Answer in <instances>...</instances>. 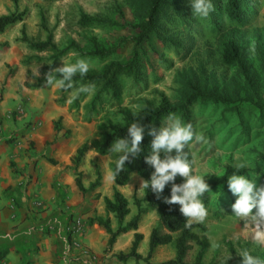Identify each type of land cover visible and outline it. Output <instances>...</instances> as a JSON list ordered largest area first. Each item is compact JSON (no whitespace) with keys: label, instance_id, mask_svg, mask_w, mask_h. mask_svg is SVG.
<instances>
[{"label":"rangeland","instance_id":"374dc122","mask_svg":"<svg viewBox=\"0 0 264 264\" xmlns=\"http://www.w3.org/2000/svg\"><path fill=\"white\" fill-rule=\"evenodd\" d=\"M172 1V5H168L159 20L157 30L163 36L171 35L178 42L177 46L164 44L154 35L147 41L136 44L133 38L137 31L131 26L137 23L138 13H134L131 0H17L15 5L11 0H0V15L13 11L25 14L23 22L0 35V44H7L6 49L0 48V54L9 53L15 57L24 52L32 54L17 41L20 37L19 30L23 26L29 40L43 41L46 33L39 27L42 18L58 49L63 48L68 40H73L82 48L85 45L84 38L93 36L103 45H115V51L108 59L125 60L134 51L142 65L140 79L136 81L123 76L119 100L103 97L90 120L86 119L85 105L91 94L79 103L76 110L70 112L68 108L71 97L78 87L74 85L73 90L66 92L53 85L41 88L32 97L33 101L39 100L38 107L31 108L28 103L21 102L18 109L8 111L9 121L24 119L29 122L42 117L41 110L54 113L53 108L66 107L71 113L70 126L73 130L56 134L52 129L51 135L55 141L60 140L61 144L67 141L72 131L80 133V139H90L96 126L105 125L107 121H118V109L135 111L142 100L156 104L164 96L170 104L177 106L193 95L190 102L193 127L209 140L208 145H193L189 148L194 173L204 175L205 181L210 185L214 178L223 174L225 167L234 168L235 163L243 162L247 165L245 169L249 170L248 177L254 180L258 178V185H264L261 180L264 174V0H244V20L240 24L229 20L219 10L223 0H211L214 11L206 18L192 13L191 0ZM80 14L96 17L105 23L100 27L81 29L77 25ZM229 39L239 46V66L221 63V45ZM38 56L47 58L48 55ZM77 59L89 61L90 70H98L107 62L104 59L78 57L69 53L57 60L54 68L62 66V60L74 63ZM30 66L35 74L36 67L33 64ZM6 69L13 73L15 65L12 63ZM199 94H212L225 101L200 99ZM61 118L62 122L59 121L58 125L62 129L61 124L67 119ZM15 140L13 133H10L8 144ZM31 146L29 144V148ZM107 162V157L101 156L96 162L98 170L107 166ZM98 174L102 178L100 171ZM90 179V169L86 168L83 181ZM140 186L141 179L131 173L127 186L121 187V194L127 199L132 216L136 213L133 198L140 201L141 210L145 209ZM211 191L205 205L208 216L204 223H200L205 228L207 240L203 264H221L229 255L232 258L227 264L239 263L242 258L237 253L245 249L253 256L264 259V247L252 241L251 228H245L233 215L231 205L237 197L220 188ZM87 213H73L71 224L77 220L78 227L86 225L87 218L96 213L95 204H92V213ZM140 217L141 230L152 228L157 220L155 211L148 210ZM214 244L219 247H213ZM146 251L147 242H144L140 244L139 252L145 256ZM171 252L170 245L158 247L150 262L167 260L171 257ZM194 252L195 248L190 256Z\"/></svg>","mask_w":264,"mask_h":264},{"label":"trees","instance_id":"16d2710c","mask_svg":"<svg viewBox=\"0 0 264 264\" xmlns=\"http://www.w3.org/2000/svg\"><path fill=\"white\" fill-rule=\"evenodd\" d=\"M17 0H11L15 5ZM172 0H131L130 5L137 14V23L131 26L132 29L137 31L136 36L133 38L136 44H140L143 40H148L151 35H154L159 41L164 44L177 46L178 42L171 36H163L158 33L157 27L159 20L163 17L164 11L168 5H172ZM223 11L225 17L229 20L240 24L244 20V0H223V4L219 10ZM176 11V9H174ZM25 18L24 12L13 11L7 15H0V35L7 29L16 24L23 22ZM105 22L96 17H90L85 14H80L77 20V25L81 29L100 27ZM40 29L45 31L46 35L43 41L29 40L24 32L23 26L20 28V37L18 42L25 45V47L32 53L24 56L20 64L27 66L33 64L36 67L35 74L30 71L26 72L28 82L23 83V87L29 90H37L43 87H50L45 85V76L50 68H54L57 60L65 57L69 53H74L78 57L98 58L107 60V62L98 70H90L87 75L81 78L77 75L74 78V85L78 88L82 85L94 84V92L91 93L89 102L85 105L86 119L90 120L91 116L95 113L96 108L100 106L103 97H108L118 101L121 94V78L123 76L130 77L136 81L140 79L142 72V65L139 62L137 54L133 51L131 55L121 61L115 59H108L109 56L115 51V45H103L98 42L95 37L88 36L84 38V47H78L73 40H68L65 46L58 49L53 43L50 31H47L43 19L40 18ZM1 49H6L7 44L4 42L0 44ZM39 54H47V58H41ZM221 63L226 66L240 65V49L234 40H227L221 45L220 53ZM7 67V66H6ZM39 72H38V71ZM12 71L8 70L5 80L11 78ZM89 94H80L78 98L72 99L69 105V110L74 111L78 108L79 103L83 101ZM191 97H187L181 104L174 106L169 101L161 96L159 101L154 104L148 100H142L139 103L137 110L132 111L129 109H118L117 115L119 117L117 122L107 121L105 125H98L90 139L84 141L76 150L73 157L70 159V171L73 174L74 186L81 195L90 192L99 186V174L95 172V179L89 183L87 188H84L80 181V173L77 168L83 160L87 152L91 151L99 156H106L108 159L107 168L109 171L110 179L112 173L116 168V160L118 154L109 152V148L114 140L118 138H129L127 127L133 122L141 120L142 125L145 127L144 138L141 144L142 152L138 158L132 160L130 163L125 162V170L122 171L115 180L111 179L115 186L123 187L129 181V176L134 173L141 180H150L151 173L154 169L145 163V157L150 154V143L152 137L148 135V125H154L157 129L161 127L162 120L171 112L179 116L184 123H192L190 116V102ZM200 99L211 98L212 101H225L212 94H199ZM58 118L52 124V129L56 133L60 130ZM190 160L193 165L192 157L189 148ZM51 165L55 161L47 159ZM235 169L232 167H225L223 174L220 177L214 178L210 182V189L220 188L225 193L229 194L227 179ZM241 174L248 176L249 170H241ZM264 184V174L261 177ZM175 183H183L182 178H176ZM143 199L145 202V209L141 210L140 201L133 198L132 204L136 209V213L124 223V218L128 215V201L118 191H112L110 198L103 197V211L105 217H99L91 214L87 218L86 225L91 227L96 225L106 235L107 240L103 253L106 254L110 251L112 244L116 238L128 231H134L133 240L126 253L119 252L114 256L117 262L124 264L128 260H132L134 264L142 262L143 264H203L202 259L206 253L207 240L204 235L205 228L200 224H193L191 228L185 227V217L179 211V205H168L163 202V197H170L171 184L167 185L162 193L161 199H157L155 194L149 189L142 188ZM209 192L205 193L202 197L204 205L207 204ZM98 196H95L97 199ZM155 211L157 220L155 225L150 229L147 240V252L144 257H141L137 252V246L142 239L141 234L136 233L137 223L140 216L146 211ZM111 215L114 219L115 228L111 229L110 221L107 215ZM170 245L173 249V257L165 261L152 263L150 262L151 256L157 247ZM195 248L193 256L191 252ZM6 250L0 251V260L4 257ZM214 264H220L216 262ZM233 264H240L233 263Z\"/></svg>","mask_w":264,"mask_h":264},{"label":"crops","instance_id":"0c3cea01","mask_svg":"<svg viewBox=\"0 0 264 264\" xmlns=\"http://www.w3.org/2000/svg\"><path fill=\"white\" fill-rule=\"evenodd\" d=\"M26 55L25 52L18 57L0 54V251L6 250L0 264H122L114 256L128 251L134 231L119 235L110 251L104 254L107 235L101 229L95 225L74 227L71 224L73 213L90 211L87 213L90 215L92 204L96 207L95 215L105 217L102 198H110L113 189L120 193L122 189L112 183L107 166L98 170L96 162L101 156L91 151L86 153L77 172L82 186L87 188L95 179V172L100 171L99 186L84 195L74 186L73 174L67 167L71 166L70 159L75 150L87 139H80V133L75 131L70 132L67 141L61 144L60 140L51 137L52 124L58 118L61 123V117L67 120L61 124L64 130L59 127L56 134L73 130L70 126L72 111L58 106L52 109L54 113L41 110L42 117L29 122L24 119L9 121L7 112L18 109L21 102L28 103L31 108L40 104L32 97L41 89L23 87V83L28 82L26 72L34 74L30 65L20 64ZM12 63L15 71L5 80L6 66ZM10 133L16 140L9 145ZM29 144H32L30 148ZM47 159L55 164H49ZM86 168L91 172L87 183L83 181ZM107 217L114 229V219L110 214ZM131 217L128 213L124 223ZM141 223L140 217L135 232L141 234L142 239L136 252L144 257L139 246L147 242L151 227L141 230ZM85 251L92 257V262L87 261ZM172 257L173 249L168 259ZM132 262L128 260L124 264H134Z\"/></svg>","mask_w":264,"mask_h":264},{"label":"clouds","instance_id":"9594fccd","mask_svg":"<svg viewBox=\"0 0 264 264\" xmlns=\"http://www.w3.org/2000/svg\"><path fill=\"white\" fill-rule=\"evenodd\" d=\"M192 13L198 17L206 18L214 11L211 0H191ZM91 69V64L85 59H77L74 63L62 60V66L50 68L44 74L45 85H55L64 91L74 89V78L79 75L85 77ZM38 71V70H37ZM39 72V71H38ZM95 85H82L75 89L72 99L80 94H91ZM129 138H118L113 141L109 152L118 154L115 171L111 179L125 170V162H131L138 158L142 152L141 144L144 138L145 127L141 120L133 122L127 127ZM148 135L152 137L150 154L145 157V163L154 171L150 180H141L142 188L151 189L157 199H161L167 185L171 184L170 197H163V202L168 205H179V211L185 217V227L191 228L193 224L204 223L208 210L202 197L207 192H212L204 175L194 173L189 152L186 149L193 145H208L209 140L203 133L197 132L192 123H184L175 113H169L157 129L154 125H148ZM234 171L228 176V190L237 197L231 205L233 215L243 223L245 228H251L252 241L264 247V185H258L257 179H250L241 174V170L247 165L237 162L233 165ZM216 175V174H215ZM182 178L183 183H175L177 177ZM217 176V175H216ZM213 247H219L214 244ZM242 259L240 264H264V259L253 256L247 249L237 253ZM231 255L222 260L221 264H227Z\"/></svg>","mask_w":264,"mask_h":264},{"label":"built area","instance_id":"2783aa9c","mask_svg":"<svg viewBox=\"0 0 264 264\" xmlns=\"http://www.w3.org/2000/svg\"><path fill=\"white\" fill-rule=\"evenodd\" d=\"M78 221L77 220H75L74 221V223H73V226L74 227H78ZM84 253V255L86 256V259H87V261H90V262H92V258H91V256L85 251V252H83Z\"/></svg>","mask_w":264,"mask_h":264}]
</instances>
